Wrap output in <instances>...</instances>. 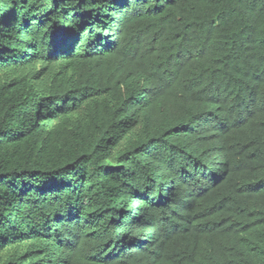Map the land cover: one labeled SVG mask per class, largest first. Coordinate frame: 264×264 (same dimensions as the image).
I'll return each mask as SVG.
<instances>
[{"label": "trees", "instance_id": "obj_1", "mask_svg": "<svg viewBox=\"0 0 264 264\" xmlns=\"http://www.w3.org/2000/svg\"><path fill=\"white\" fill-rule=\"evenodd\" d=\"M0 264H264V0H0Z\"/></svg>", "mask_w": 264, "mask_h": 264}]
</instances>
